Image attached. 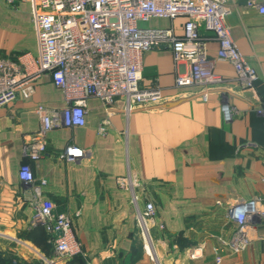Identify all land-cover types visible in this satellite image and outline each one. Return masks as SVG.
I'll list each match as a JSON object with an SVG mask.
<instances>
[{"label":"crops","instance_id":"crops-1","mask_svg":"<svg viewBox=\"0 0 264 264\" xmlns=\"http://www.w3.org/2000/svg\"><path fill=\"white\" fill-rule=\"evenodd\" d=\"M260 2L227 0L226 23L259 75L254 88L241 86L233 65L217 57L218 42L205 32V65L223 77L206 89L207 101L201 86L175 85L189 67L176 63L169 47L158 46L143 54L141 81L142 87L161 88L158 102L136 105L127 115L124 98L107 105L91 97L85 125L49 131L47 152L39 160L29 161L23 153L40 127L36 108H65L63 91L44 74L31 97L0 107V254L9 264H154L138 234L131 190L119 184L129 167L138 177L142 203L155 205L152 234L161 264H215L217 248L225 264H264V116L256 112L264 105ZM184 21L153 19L149 25L182 34ZM23 52L38 55L30 2L0 0V58ZM224 103L237 110L230 122L223 116ZM69 145L83 148L85 157L62 159ZM24 163L37 181L46 180L42 198L72 219L84 256L67 260L54 253L52 236L34 221L37 200L19 178ZM253 198H259L263 216L250 228L248 248L233 253L223 244L236 228L228 206ZM198 247L202 256L191 258Z\"/></svg>","mask_w":264,"mask_h":264},{"label":"built area","instance_id":"built-area-1","mask_svg":"<svg viewBox=\"0 0 264 264\" xmlns=\"http://www.w3.org/2000/svg\"><path fill=\"white\" fill-rule=\"evenodd\" d=\"M37 36L38 55L23 52L16 58H0V107L19 98L28 99L37 81L49 74L53 83L63 91L66 107L59 110L38 105L39 129L24 144L23 153L29 161L43 158L47 152V134L55 127H80L86 123L87 101L98 98L109 105L116 98L126 101V114L133 104L158 102L161 88L142 87L143 54L158 46L169 47L174 60L187 64V72L179 74L175 85L179 88L201 86L203 98L208 100L207 88L219 85L223 77L205 65L207 41L205 32L212 34L219 48L217 57L230 62L243 88L256 86V68L240 51L226 23L229 13L227 0H28ZM264 14V0L258 5ZM184 18L183 32L173 28L150 27L153 19ZM226 122L237 110L228 103L222 105ZM264 116V105L256 108ZM101 125L100 132H105ZM86 151L75 145L67 146L60 157L68 162L84 158ZM20 180L29 187L37 200L34 221L52 236L54 253L63 259L84 256L72 219L56 213L53 202L42 198L46 180L37 181L31 165L24 163ZM122 187L131 190L136 224L141 234L145 253L154 264H161L150 234L155 216V205L138 194V177L129 167L119 178ZM228 215L236 228L225 247L233 253L245 251L250 244V228L263 214L259 198L236 202L228 206ZM202 256L198 247L190 253L193 259ZM53 260H51V263ZM54 263V262H53ZM84 264H92L85 261ZM215 264H225L222 249H216Z\"/></svg>","mask_w":264,"mask_h":264},{"label":"rangeland","instance_id":"rangeland-1","mask_svg":"<svg viewBox=\"0 0 264 264\" xmlns=\"http://www.w3.org/2000/svg\"><path fill=\"white\" fill-rule=\"evenodd\" d=\"M147 88V87H146ZM139 104H141V103H136V104H133V107H132V110H133V108L136 106V105H139ZM126 101H125V108H126ZM157 227L159 228V229H162L163 230V228H164V225L163 224H158L157 225ZM138 228V227H137ZM138 234H139V236H140V238H141V240H142V243L144 244V241H143V238H142V236H141V234L139 233V230H138ZM150 234H151V238H152V241H153V245H154V248H155V251H156V254H157V250H156V243H155V240H154V236H153V234H152V223H151V225H150ZM158 256V255H157Z\"/></svg>","mask_w":264,"mask_h":264},{"label":"trees","instance_id":"trees-1","mask_svg":"<svg viewBox=\"0 0 264 264\" xmlns=\"http://www.w3.org/2000/svg\"><path fill=\"white\" fill-rule=\"evenodd\" d=\"M11 261L9 259H5L0 254V264H9Z\"/></svg>","mask_w":264,"mask_h":264}]
</instances>
